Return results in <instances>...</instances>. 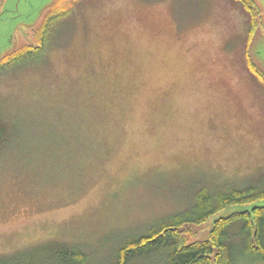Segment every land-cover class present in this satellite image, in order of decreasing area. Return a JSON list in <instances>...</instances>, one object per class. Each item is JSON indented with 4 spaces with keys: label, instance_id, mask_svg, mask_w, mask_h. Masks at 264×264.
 <instances>
[{
    "label": "rangeland",
    "instance_id": "1",
    "mask_svg": "<svg viewBox=\"0 0 264 264\" xmlns=\"http://www.w3.org/2000/svg\"><path fill=\"white\" fill-rule=\"evenodd\" d=\"M59 8L77 24L61 47L0 74V110L16 127L0 148V256L67 241L85 264H113L200 187L263 174L264 82L247 60L264 69V24L248 44L234 0H2V61L37 46ZM253 204L264 198L181 231L207 239L220 215Z\"/></svg>",
    "mask_w": 264,
    "mask_h": 264
},
{
    "label": "trees",
    "instance_id": "2",
    "mask_svg": "<svg viewBox=\"0 0 264 264\" xmlns=\"http://www.w3.org/2000/svg\"><path fill=\"white\" fill-rule=\"evenodd\" d=\"M234 1L248 13L246 31L250 44L253 35L264 24L262 8L257 0ZM42 21V26L36 32L37 46L30 42L7 52L3 57L5 60L0 58V74L16 72L46 61L50 49L61 47L64 31L72 33L77 25L71 10L67 8L56 9ZM247 66L254 76L264 82V69L250 53ZM13 127L10 128L0 110V148L14 138L15 124ZM263 198L264 172L244 186L226 185L213 189L202 186L195 191L190 206L161 219L145 233L127 238L118 248L117 261L113 264H131L141 259L157 264L264 262V206L220 215L207 239L189 242L181 231L185 225L203 224L216 213ZM86 261V254L81 248L67 241H49L12 255L0 256V264H85Z\"/></svg>",
    "mask_w": 264,
    "mask_h": 264
},
{
    "label": "water",
    "instance_id": "3",
    "mask_svg": "<svg viewBox=\"0 0 264 264\" xmlns=\"http://www.w3.org/2000/svg\"><path fill=\"white\" fill-rule=\"evenodd\" d=\"M256 54V56L259 58L260 56L257 54V52L255 53ZM260 59V58H259ZM262 61V60H261ZM263 63H264V59H263V61H262ZM256 206H264V204H253V205H251V206H249V207H244V208H241L240 210H242V209H252V208H255Z\"/></svg>",
    "mask_w": 264,
    "mask_h": 264
}]
</instances>
